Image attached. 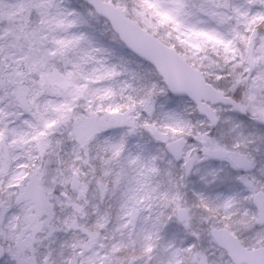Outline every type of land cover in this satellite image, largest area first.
<instances>
[{
    "label": "snow or ice",
    "instance_id": "snow-or-ice-1",
    "mask_svg": "<svg viewBox=\"0 0 264 264\" xmlns=\"http://www.w3.org/2000/svg\"><path fill=\"white\" fill-rule=\"evenodd\" d=\"M0 264H264V0H0Z\"/></svg>",
    "mask_w": 264,
    "mask_h": 264
}]
</instances>
